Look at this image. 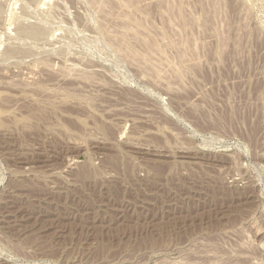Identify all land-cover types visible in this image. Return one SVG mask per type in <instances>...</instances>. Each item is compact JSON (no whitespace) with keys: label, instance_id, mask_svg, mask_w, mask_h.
Instances as JSON below:
<instances>
[{"label":"rangeland","instance_id":"1","mask_svg":"<svg viewBox=\"0 0 264 264\" xmlns=\"http://www.w3.org/2000/svg\"><path fill=\"white\" fill-rule=\"evenodd\" d=\"M94 1L0 0V264H264V0Z\"/></svg>","mask_w":264,"mask_h":264},{"label":"bare ground","instance_id":"2","mask_svg":"<svg viewBox=\"0 0 264 264\" xmlns=\"http://www.w3.org/2000/svg\"><path fill=\"white\" fill-rule=\"evenodd\" d=\"M95 1H96V0H95ZM95 1H94V2H95ZM100 1H101V0H100ZM100 1H99V3H100ZM102 1H103V0H102ZM102 1H101V2H102ZM114 1H115V0H114ZM125 1H126V0H124V2H125ZM131 1H133V0H131ZM90 2H93V1H90ZM97 2H98V0H97ZM117 2H118V1H117ZM122 2H123V1H122ZM122 2H121V4H122ZM124 2H123V3H124ZM119 3H120V2H119ZM131 3H132V2H131ZM105 4H106V2H105ZM116 4H117V3H116ZM121 4H120V5H121ZM124 4H125V3H124ZM96 5H97V4H96ZM100 5H101V4H100ZM103 5H104V4H103ZM126 5H127V4H126ZM128 5H129V4H128ZM128 5H127V6H128ZM104 6H105V5H104ZM118 6H119V5H118ZM122 6H123V5H122ZM127 6H125V7H127ZM129 6H130V5H129ZM100 7H101V6H100ZM102 8H104V7H102ZM122 8H124V7H122ZM124 9H125V8H124ZM103 10H104V9H103ZM128 10H129V9H128ZM130 10H131V9H130ZM125 11H126V10H125ZM126 12H127V11H126ZM128 12H129V11H128ZM133 12H135V11H133ZM130 13H131V12H130ZM136 13H137V12H136ZM136 13H135V15H136ZM181 13H182V12H181ZM123 14H124V13H123ZM127 14H128V13H127ZM177 14H178V12H177ZM135 15H134V17H135ZM176 16L178 17V15H176ZM125 17H126V13H125ZM126 18L129 19V18H130L129 15H128V17H126ZM178 18H180V16H179ZM178 18H177V19H178ZM184 19H185V18H184ZM135 20H137V19H135ZM180 20H181V19H179V21H180ZM124 21H126V20H124ZM124 21H123V22H124ZM184 21H185V20H184ZM180 22H181V21H180ZM124 24H125V23H124ZM128 24H130V23H126V25H128ZM135 24H136V23H135ZM137 25H138V23H137ZM122 26H123V23H122ZM123 27H124V26H123ZM126 28H127V27H126ZM121 29H122V28H121ZM132 29H133V28H131V30H132ZM166 29H167V26H166ZM105 30H106V29H105ZM128 30H129V29H128ZM137 30H138V29H137ZM137 30H135L136 33L138 32ZM107 31H108V30H107ZM166 31H167V30H166ZM119 32H120V31H119ZM125 33H126V32H125ZM161 33H162V32H161ZM103 34H104V33H103ZM123 34H124V33H123ZM129 34H130V33H129ZM162 34H163V33H162ZM118 35H120V34H118ZM104 36H105V35H104ZM124 36H125V34H124ZM124 36H123V38H122V35H121V39H122V40L124 39ZM129 36H130V35H129ZM133 36H134V35H133ZM125 37H128V36L126 35ZM131 37H132V36H131ZM162 37H164V36H162ZM137 38H138V37H137ZM142 38H143V37H142ZM108 39H110V38H108ZM126 39H127V38H126ZM128 39H129V38H128ZM144 39H145V38H144ZM144 39H143V40H144ZM117 40H118V39H117ZM122 40H121V41H122ZM119 41H120V39H119ZM123 41H124V40H123ZM123 41H122V42H123ZM128 41H129V40H128ZM138 41H139V39H138ZM145 41L147 42L148 39H145ZM170 41H171V38H170ZM146 42H145V44H146ZM172 42H173V40H172ZM128 43H129V42H128ZM123 44H124V43H123ZM129 44H130V43H129ZM142 44H143V43H142ZM170 44H171V45L173 44V46H174V43H171V42H170ZM119 45H120V44H119ZM147 45H148V44H147ZM124 47H125V46H124ZM148 47L150 48L151 45H150V46L148 45ZM145 49H146V48H145ZM127 50H129V49H127ZM131 51H133V50H131ZM146 51H147V50H146ZM133 52H134V51H133ZM144 53H145V52H144ZM135 54H136V53H135ZM144 55H145V54H144ZM137 56H138V55H137ZM142 56H143V55H142ZM219 56H220V55H219ZM138 57H139V56H138ZM139 58H140V57H139ZM180 58H181V57H179V59H180ZM182 58H183V57H182ZM182 58H181V59H182ZM143 59H144V58H143ZM145 60H146V59H145ZM180 61H181V60H180ZM181 62H183V60H182ZM188 67H189V66H188ZM190 69H191V68H190ZM178 70H179L178 72L181 71L180 69H178ZM175 72H176V71H175ZM177 74H178V73H177ZM180 74H181V73H180ZM13 204H14V203H13Z\"/></svg>","mask_w":264,"mask_h":264}]
</instances>
